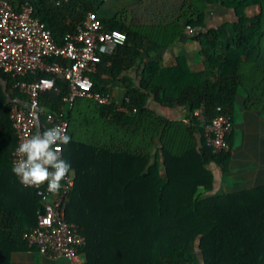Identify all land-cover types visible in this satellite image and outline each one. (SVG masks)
I'll return each instance as SVG.
<instances>
[{
    "label": "trees",
    "instance_id": "obj_1",
    "mask_svg": "<svg viewBox=\"0 0 264 264\" xmlns=\"http://www.w3.org/2000/svg\"><path fill=\"white\" fill-rule=\"evenodd\" d=\"M30 1L33 16L61 45L87 13L98 14L105 0ZM184 3L179 18L160 34L152 27L100 18L106 30L122 32L125 41L102 55L88 77L93 93L107 95L118 82L122 97L109 104L75 100L67 114L70 140L61 153L74 174L66 220L84 237L77 248L81 264H264V189L218 188L209 166L227 174L229 151L213 153L203 137L217 109L232 117L243 68L264 76V0ZM213 5L227 10L233 21L203 32L204 14ZM186 32L199 44L197 72L184 57L174 67L146 60L144 53H157ZM138 64L135 83L129 73ZM45 76L12 78L0 71L6 83L5 91L0 87V253L3 247L8 253L37 252L22 236L35 226L42 204L11 171L15 135L9 109L27 103L17 81ZM258 89L264 94V80ZM67 91L66 82L55 78L53 89L40 96V130L45 114L58 111ZM148 96L162 107L185 109L187 123L161 119L146 108ZM89 104L109 129L85 141L73 119Z\"/></svg>",
    "mask_w": 264,
    "mask_h": 264
},
{
    "label": "built area",
    "instance_id": "obj_2",
    "mask_svg": "<svg viewBox=\"0 0 264 264\" xmlns=\"http://www.w3.org/2000/svg\"><path fill=\"white\" fill-rule=\"evenodd\" d=\"M125 35L118 30H106L97 13L89 12L77 27L76 33L66 36L65 42L57 44L50 29L39 18L33 16L30 0H0V71L12 78L43 72L45 77L32 81H17L15 87L27 97L28 106L13 103L9 119L15 135V147L11 152V165L18 159L17 145L35 134L39 111V98L54 87V79H63L67 93L62 97L56 113L47 112L41 132L60 126L68 134L67 114L75 100L92 99L98 104H109V94L93 93L88 75L95 72L100 58L122 45ZM53 59L52 61H49ZM117 103V102H116ZM232 130V119L228 115L216 116L204 127L203 137L213 153L229 151L227 136ZM58 151L62 156V145ZM17 178V177H16ZM73 174L62 181L56 193L47 191L44 184L39 187L24 186L34 191L42 204L34 227L25 232L22 239L29 247L47 258L66 259L70 264H81L77 248L84 244V237L75 231L66 220L68 195L74 184ZM46 183V182H45Z\"/></svg>",
    "mask_w": 264,
    "mask_h": 264
},
{
    "label": "crops",
    "instance_id": "obj_3",
    "mask_svg": "<svg viewBox=\"0 0 264 264\" xmlns=\"http://www.w3.org/2000/svg\"><path fill=\"white\" fill-rule=\"evenodd\" d=\"M183 7H186L184 0H105L98 10V15L101 19L117 20L126 26L152 27L157 30L155 33L160 34L163 27L179 18ZM232 21L233 18L227 10L213 5L208 7L204 14L201 31L206 32ZM191 35L186 32L157 53L143 55L146 60L159 62L162 67H174L179 58L184 57L190 71L197 72L199 44L191 38ZM138 68H142V65H136L129 73L135 83L139 80L136 76L139 72ZM260 74V71L254 68H243L241 72L238 90L242 92L237 91L235 109L231 117L232 130L228 142L229 172L223 176L214 164L209 166L216 178L218 188L225 192L252 188L264 189V94H261L258 89L259 81H263L264 76ZM0 87L5 91L6 83L1 79ZM109 95L112 101L120 102L122 89L118 82L111 85ZM144 101L146 108L161 119L187 123L185 109L162 107L156 104L151 96L145 97ZM23 106L28 104L24 103ZM37 132H41L38 127L35 129V134ZM0 264L70 263L66 259L53 260L44 257L33 250L8 253L7 248L3 247L0 253Z\"/></svg>",
    "mask_w": 264,
    "mask_h": 264
},
{
    "label": "clouds",
    "instance_id": "obj_4",
    "mask_svg": "<svg viewBox=\"0 0 264 264\" xmlns=\"http://www.w3.org/2000/svg\"><path fill=\"white\" fill-rule=\"evenodd\" d=\"M69 140L70 136L60 126L22 140L15 148L18 159L13 162L12 173L24 186L44 184L47 191L58 192L61 181L73 172L70 163L58 151L59 146L67 145Z\"/></svg>",
    "mask_w": 264,
    "mask_h": 264
},
{
    "label": "rangeland",
    "instance_id": "obj_5",
    "mask_svg": "<svg viewBox=\"0 0 264 264\" xmlns=\"http://www.w3.org/2000/svg\"><path fill=\"white\" fill-rule=\"evenodd\" d=\"M262 50L264 51V44ZM238 91L240 93L242 92L240 89ZM83 110L84 111L81 113L82 115L73 119V121L75 120L74 122L76 131L78 132L81 139L85 141L93 140L95 139V135H97L98 132L105 133L103 131H105V129H109L107 128L106 124L103 125L101 123V121L95 114V109L92 104L87 105L86 109Z\"/></svg>",
    "mask_w": 264,
    "mask_h": 264
}]
</instances>
